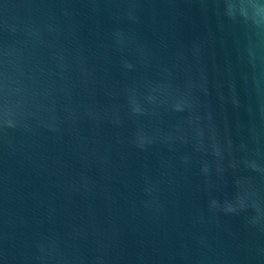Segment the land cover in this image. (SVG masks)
Here are the masks:
<instances>
[{
  "label": "water",
  "instance_id": "obj_1",
  "mask_svg": "<svg viewBox=\"0 0 264 264\" xmlns=\"http://www.w3.org/2000/svg\"><path fill=\"white\" fill-rule=\"evenodd\" d=\"M0 264H264V0H0Z\"/></svg>",
  "mask_w": 264,
  "mask_h": 264
}]
</instances>
